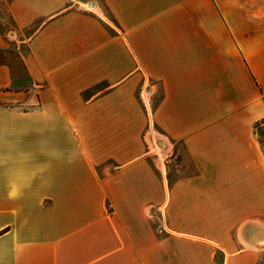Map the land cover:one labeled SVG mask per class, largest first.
Wrapping results in <instances>:
<instances>
[{
	"label": "crops",
	"instance_id": "1",
	"mask_svg": "<svg viewBox=\"0 0 264 264\" xmlns=\"http://www.w3.org/2000/svg\"><path fill=\"white\" fill-rule=\"evenodd\" d=\"M10 47L0 264L262 260L264 0H0Z\"/></svg>",
	"mask_w": 264,
	"mask_h": 264
},
{
	"label": "rangeland",
	"instance_id": "2",
	"mask_svg": "<svg viewBox=\"0 0 264 264\" xmlns=\"http://www.w3.org/2000/svg\"><path fill=\"white\" fill-rule=\"evenodd\" d=\"M22 50H23V48H22ZM0 57L5 61L10 62V64L12 65V68L14 69V76L16 77V79L19 82H21L20 80H23V79H22V76H21L20 71H19L18 62L15 61V54L12 50V47L0 52ZM260 133L262 135L261 141H262V144L264 145V124L260 127ZM153 149L155 150L156 148H153ZM156 152H158V150H156ZM157 154H159V153H157ZM169 155H170L169 157L167 156L169 158V160H173L169 164L170 166L173 167L180 162L179 156L175 157V155L173 153H170ZM167 157H166V159H168ZM174 170L175 169L172 168V171H174ZM170 173H171V170H170ZM258 264H264V255L262 256V260Z\"/></svg>",
	"mask_w": 264,
	"mask_h": 264
},
{
	"label": "trees",
	"instance_id": "3",
	"mask_svg": "<svg viewBox=\"0 0 264 264\" xmlns=\"http://www.w3.org/2000/svg\"><path fill=\"white\" fill-rule=\"evenodd\" d=\"M264 124V120H262V121H260V122H258V123H256L255 124V126H254V133H255V135H256V138H257V140H258V142H259V144L261 145V147H262V151H263V154H264V145L262 144V135H261V133H260V127L262 126Z\"/></svg>",
	"mask_w": 264,
	"mask_h": 264
},
{
	"label": "bare ground",
	"instance_id": "4",
	"mask_svg": "<svg viewBox=\"0 0 264 264\" xmlns=\"http://www.w3.org/2000/svg\"><path fill=\"white\" fill-rule=\"evenodd\" d=\"M252 244H253V245H252ZM252 244L245 243V246H246V247H252V248L256 247L257 249L259 248L257 243L254 242V243H252Z\"/></svg>",
	"mask_w": 264,
	"mask_h": 264
}]
</instances>
